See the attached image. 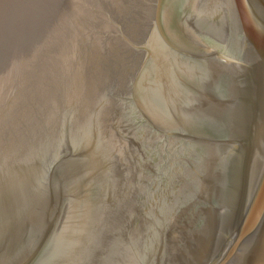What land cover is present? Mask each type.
I'll return each mask as SVG.
<instances>
[{"label": "water", "instance_id": "water-1", "mask_svg": "<svg viewBox=\"0 0 264 264\" xmlns=\"http://www.w3.org/2000/svg\"><path fill=\"white\" fill-rule=\"evenodd\" d=\"M0 264H264V0H0Z\"/></svg>", "mask_w": 264, "mask_h": 264}]
</instances>
